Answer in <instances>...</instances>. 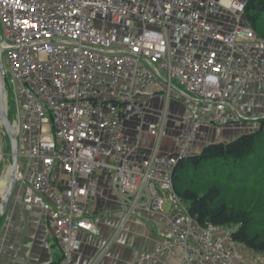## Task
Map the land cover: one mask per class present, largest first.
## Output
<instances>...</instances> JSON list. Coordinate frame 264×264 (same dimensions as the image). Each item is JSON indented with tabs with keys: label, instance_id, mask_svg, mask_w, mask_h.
I'll return each instance as SVG.
<instances>
[{
	"label": "built area",
	"instance_id": "2783aa9c",
	"mask_svg": "<svg viewBox=\"0 0 264 264\" xmlns=\"http://www.w3.org/2000/svg\"><path fill=\"white\" fill-rule=\"evenodd\" d=\"M245 3L0 0V47L16 88L17 118L11 124L19 139L29 134L26 158L38 164L33 182L18 170L15 188L21 204L50 218L60 242L57 264H72L81 247L79 233L95 230L87 204L97 194L99 173L109 179L123 208L121 225L145 207L161 213L171 235L165 247L180 251L186 264H249L236 259L216 227L198 225L175 190L174 172L192 156L201 119L184 117L172 156L159 155L158 146L142 160L125 153V129L132 119L127 107L141 118L144 113L131 92L140 76L152 74L166 94L178 87L220 112L234 96H246L249 84L264 85V38L246 21ZM121 82L129 85L127 97ZM236 117L245 119L239 112ZM165 124L163 115L159 125L149 126L157 144ZM58 169L66 176L63 203L50 201ZM112 242L91 264H98ZM159 255L154 250L136 264Z\"/></svg>",
	"mask_w": 264,
	"mask_h": 264
},
{
	"label": "crops",
	"instance_id": "0c3cea01",
	"mask_svg": "<svg viewBox=\"0 0 264 264\" xmlns=\"http://www.w3.org/2000/svg\"><path fill=\"white\" fill-rule=\"evenodd\" d=\"M225 21L229 26L228 19ZM120 85L122 96L127 97L131 91L128 83L121 82ZM131 92L144 113L141 118L130 106L127 107L132 113V119L125 129L128 138L125 153L138 160L149 158L157 146L159 155H174V138L183 130V119L190 113L204 122L192 146V156L199 155L209 145L228 143L250 133V130L261 127L260 122L264 118V85L258 83L246 87V96H234L226 112L218 111L211 103L196 100L178 87L166 94L164 86L152 74L138 77ZM9 96L12 98V90L8 92L6 89L7 113L12 122L17 118V113L11 118ZM236 112L243 114L245 119L238 120ZM163 115L166 117V134L157 144L155 135L149 132V126L159 125ZM29 138V134L23 133L19 139L18 170L33 182L38 164L26 158ZM4 147L11 152L7 136L2 145L0 144L2 153ZM10 152L7 154L10 165L5 174L0 176V195L5 194L8 188ZM3 156L2 163L6 157L4 153ZM98 180L97 194L87 204V212L91 215L95 230L79 233L81 247L73 254L72 264H91L111 241L113 242L109 251L98 264H136L140 257L154 250L160 252L159 257L144 264H186L180 251L165 247L171 235L161 213H152L145 207L136 208L126 223L121 225L123 208L110 186L109 179L104 173H99ZM65 182L66 176L58 169L53 178L51 202H64ZM20 196V189L15 188L0 223V264H57L61 260L60 242L52 234L50 218L39 208L21 204ZM166 205L168 204L164 205V209L169 212L170 206ZM231 232L226 244L236 259L254 261L255 255L251 251L230 241ZM216 235L224 241L222 233L217 231Z\"/></svg>",
	"mask_w": 264,
	"mask_h": 264
},
{
	"label": "trees",
	"instance_id": "16d2710c",
	"mask_svg": "<svg viewBox=\"0 0 264 264\" xmlns=\"http://www.w3.org/2000/svg\"><path fill=\"white\" fill-rule=\"evenodd\" d=\"M245 17L264 38V0H246ZM260 124L258 132L205 147L182 161L173 176L198 225L235 229L230 241L254 254H264V120Z\"/></svg>",
	"mask_w": 264,
	"mask_h": 264
},
{
	"label": "water",
	"instance_id": "95a60500",
	"mask_svg": "<svg viewBox=\"0 0 264 264\" xmlns=\"http://www.w3.org/2000/svg\"><path fill=\"white\" fill-rule=\"evenodd\" d=\"M6 89L8 90V92H10L11 90L3 63V49L0 47V131L2 136L5 135L8 137L11 145V166L7 179L8 188L5 193V198L3 200H0V223L6 214L12 194L16 187L19 161V137L13 129L7 113ZM262 120H264V118ZM259 130L260 127L254 128L250 130V133L258 132ZM1 164L2 160L0 159V166Z\"/></svg>",
	"mask_w": 264,
	"mask_h": 264
},
{
	"label": "rangeland",
	"instance_id": "374dc122",
	"mask_svg": "<svg viewBox=\"0 0 264 264\" xmlns=\"http://www.w3.org/2000/svg\"><path fill=\"white\" fill-rule=\"evenodd\" d=\"M236 1H241V0H236ZM244 1V0H243ZM2 33V27H1V23H0V34ZM3 63H4V67L7 66V58L5 55H3ZM8 80H9V83H10V87H11V90H12V98L11 96H9V112H10V116L12 118V116L16 113V108H17V105H16V102H15V98H16V88L12 82V78L11 76L8 74ZM188 112V110L186 111ZM3 153L4 155L6 156L5 159H4V162L2 163V166H1V170H0V176H3L5 174V170L8 168V166L10 165V158L8 157L7 154H9L10 150L9 148H6L4 147L3 148ZM264 202V201H263ZM168 207V205H166ZM262 217V215H261ZM217 230L223 234V239L225 241V243H227V238H228V234L229 232L235 230L233 228H228V227H225V228H217ZM254 254V253H253ZM255 255V259L254 261H246L247 263L249 264H264V254H254ZM252 255V256H254Z\"/></svg>",
	"mask_w": 264,
	"mask_h": 264
},
{
	"label": "bare ground",
	"instance_id": "6f19581e",
	"mask_svg": "<svg viewBox=\"0 0 264 264\" xmlns=\"http://www.w3.org/2000/svg\"><path fill=\"white\" fill-rule=\"evenodd\" d=\"M8 79V78H7ZM5 198V194L0 195V200H3Z\"/></svg>",
	"mask_w": 264,
	"mask_h": 264
}]
</instances>
